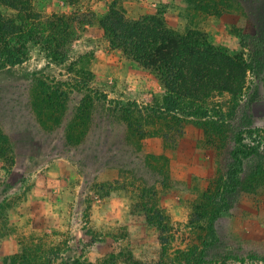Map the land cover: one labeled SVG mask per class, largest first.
I'll use <instances>...</instances> for the list:
<instances>
[{
  "label": "rangeland",
  "instance_id": "1",
  "mask_svg": "<svg viewBox=\"0 0 264 264\" xmlns=\"http://www.w3.org/2000/svg\"><path fill=\"white\" fill-rule=\"evenodd\" d=\"M112 2L128 18L158 10L170 29L202 32L243 70L230 89L163 104L155 72L102 36ZM22 8L43 21L67 13L82 29L63 60L30 43L26 61L0 66V264H264V0ZM15 12L0 0L1 15ZM239 136L256 152L231 192Z\"/></svg>",
  "mask_w": 264,
  "mask_h": 264
},
{
  "label": "trees",
  "instance_id": "2",
  "mask_svg": "<svg viewBox=\"0 0 264 264\" xmlns=\"http://www.w3.org/2000/svg\"><path fill=\"white\" fill-rule=\"evenodd\" d=\"M199 1L204 3V0ZM24 2L3 0L4 5L16 12L0 14V66L26 61L30 43L42 47L52 59L63 60L66 44L77 39L82 28L64 21L67 13L53 14L43 21L38 14L26 12L22 8ZM31 18L34 23L30 22ZM99 28L113 50L121 52L140 67L155 72L169 91L163 104L177 111L187 99H196L210 90L230 89V78L243 70L220 47L210 44L202 32L188 30L180 34L170 29L158 10L138 18H128L124 10L112 2L99 22ZM237 144L232 154L231 192L240 185L244 159L256 152L254 146L244 144L242 136L238 137Z\"/></svg>",
  "mask_w": 264,
  "mask_h": 264
},
{
  "label": "crops",
  "instance_id": "3",
  "mask_svg": "<svg viewBox=\"0 0 264 264\" xmlns=\"http://www.w3.org/2000/svg\"><path fill=\"white\" fill-rule=\"evenodd\" d=\"M30 149V155L35 158H44V156L47 154L46 148H43L42 146H38L36 144H31L29 146Z\"/></svg>",
  "mask_w": 264,
  "mask_h": 264
}]
</instances>
